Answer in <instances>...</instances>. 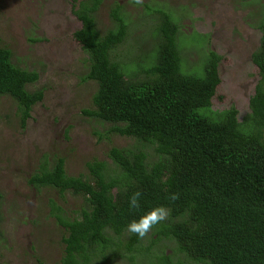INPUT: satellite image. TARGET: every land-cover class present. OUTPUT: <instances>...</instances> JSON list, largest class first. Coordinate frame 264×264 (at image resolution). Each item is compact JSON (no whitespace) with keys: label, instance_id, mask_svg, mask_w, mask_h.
<instances>
[{"label":"trees","instance_id":"obj_1","mask_svg":"<svg viewBox=\"0 0 264 264\" xmlns=\"http://www.w3.org/2000/svg\"><path fill=\"white\" fill-rule=\"evenodd\" d=\"M101 3L78 1L73 10L83 24L73 35L87 57L81 64L83 81L99 84L94 108L84 114L111 124L113 134L151 146L157 159L152 161L144 146L113 147L108 156L117 170L94 160L87 164L88 177L69 176L63 158L52 167L41 163L31 185L81 196L87 204L77 218L55 217L67 232L58 264H93L98 246H111L113 234L127 233L134 249L144 238L130 235L128 224L158 206L171 214L150 233L174 240L195 264H264V18L260 46L252 54L261 78L250 98V114L239 122L235 106L212 108L221 83L216 52L195 72L184 71L176 38L181 29L167 15L148 76L127 78L112 56L125 40L126 20L118 11L117 30L103 33L97 22ZM1 44L0 39V98L18 103L25 127L44 98L43 90H29L40 75L15 63L12 51ZM142 66L137 62L134 68ZM137 191L143 195L133 209L129 198Z\"/></svg>","mask_w":264,"mask_h":264},{"label":"rangeland","instance_id":"obj_2","mask_svg":"<svg viewBox=\"0 0 264 264\" xmlns=\"http://www.w3.org/2000/svg\"><path fill=\"white\" fill-rule=\"evenodd\" d=\"M78 1L85 0H0L1 45L12 51L15 63L39 73L29 90L44 91L25 127L18 103L0 98V264L60 263L67 232L55 217L77 218L87 208L81 196L30 184L43 161L52 167L63 158L69 176L88 177L87 164L94 160L117 170L108 156L113 147L144 146L151 160L157 159L151 146L113 134L111 124L84 114L94 108L99 84L83 81L81 64L87 57L73 37L83 26L73 12ZM118 11L127 34L112 56L127 78L148 76L167 15L181 29L176 38L184 71L201 68L211 51L219 57L221 83L212 108L235 106L239 122L250 114V98L261 78L252 54L262 38L264 0H102L97 22L103 33L117 30ZM137 62L143 66L134 68ZM151 230L134 249L127 233L113 234L111 246H98L93 264H195L174 240Z\"/></svg>","mask_w":264,"mask_h":264},{"label":"clouds","instance_id":"obj_3","mask_svg":"<svg viewBox=\"0 0 264 264\" xmlns=\"http://www.w3.org/2000/svg\"><path fill=\"white\" fill-rule=\"evenodd\" d=\"M142 195L143 194L140 191L135 192L129 198V207L133 209L139 208ZM173 198H175V196H173ZM169 213L170 210L165 206L154 207L138 220L131 221L127 226V231L143 238L149 233L154 225L167 219Z\"/></svg>","mask_w":264,"mask_h":264}]
</instances>
